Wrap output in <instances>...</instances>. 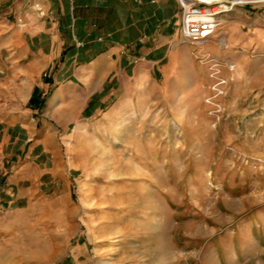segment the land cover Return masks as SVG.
Wrapping results in <instances>:
<instances>
[{"label": "rangeland", "instance_id": "1", "mask_svg": "<svg viewBox=\"0 0 264 264\" xmlns=\"http://www.w3.org/2000/svg\"><path fill=\"white\" fill-rule=\"evenodd\" d=\"M220 49L207 55L235 69L219 121L195 56L199 100L127 83L65 143L71 195L0 209V264H264V54Z\"/></svg>", "mask_w": 264, "mask_h": 264}, {"label": "crops", "instance_id": "2", "mask_svg": "<svg viewBox=\"0 0 264 264\" xmlns=\"http://www.w3.org/2000/svg\"><path fill=\"white\" fill-rule=\"evenodd\" d=\"M180 17L176 0H0L1 210L29 207L45 191L71 195L65 143L118 110L127 83L162 79L157 94L199 100L206 76L182 39ZM222 42L264 54V6L224 16L201 51L219 54Z\"/></svg>", "mask_w": 264, "mask_h": 264}, {"label": "built area", "instance_id": "3", "mask_svg": "<svg viewBox=\"0 0 264 264\" xmlns=\"http://www.w3.org/2000/svg\"><path fill=\"white\" fill-rule=\"evenodd\" d=\"M176 2L181 9L182 39L196 49L193 55L201 64L207 66L212 85L210 86L211 95L206 99V103L213 107V114L216 115V121H219L221 106L218 99L225 97L228 86V79L223 71L233 73L235 65L229 63L222 66L217 59L201 50L221 26L224 16L236 8L264 6V0H176ZM30 7L39 18L47 16V11L39 1H32ZM223 43H221L222 47H224Z\"/></svg>", "mask_w": 264, "mask_h": 264}, {"label": "bare ground", "instance_id": "4", "mask_svg": "<svg viewBox=\"0 0 264 264\" xmlns=\"http://www.w3.org/2000/svg\"><path fill=\"white\" fill-rule=\"evenodd\" d=\"M224 44V47H225V43H223Z\"/></svg>", "mask_w": 264, "mask_h": 264}]
</instances>
